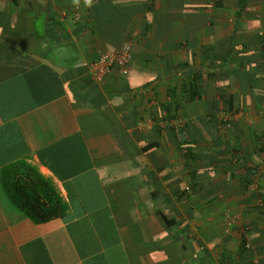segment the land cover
Listing matches in <instances>:
<instances>
[{"label":"crops","instance_id":"1","mask_svg":"<svg viewBox=\"0 0 264 264\" xmlns=\"http://www.w3.org/2000/svg\"><path fill=\"white\" fill-rule=\"evenodd\" d=\"M79 7L0 0V264H264V0ZM22 160L63 216L9 198Z\"/></svg>","mask_w":264,"mask_h":264},{"label":"trees","instance_id":"2","mask_svg":"<svg viewBox=\"0 0 264 264\" xmlns=\"http://www.w3.org/2000/svg\"><path fill=\"white\" fill-rule=\"evenodd\" d=\"M259 52L263 58L264 41L260 44ZM8 175V188L5 189L9 198L35 223H42L66 213L67 205L53 183L31 163L26 160L16 162L9 169ZM196 191L198 188H189V191L184 189L183 195L192 196ZM216 199L220 200L218 194L212 193L206 197L208 203Z\"/></svg>","mask_w":264,"mask_h":264},{"label":"built area","instance_id":"3","mask_svg":"<svg viewBox=\"0 0 264 264\" xmlns=\"http://www.w3.org/2000/svg\"><path fill=\"white\" fill-rule=\"evenodd\" d=\"M76 19H80V7L75 9ZM132 44L123 42L119 47L100 53L93 63L94 76L101 80L113 68H117L122 73H127L132 60Z\"/></svg>","mask_w":264,"mask_h":264},{"label":"clouds","instance_id":"4","mask_svg":"<svg viewBox=\"0 0 264 264\" xmlns=\"http://www.w3.org/2000/svg\"><path fill=\"white\" fill-rule=\"evenodd\" d=\"M81 3V0H72V4L76 7H79ZM83 3L86 7H93L94 6V0H83Z\"/></svg>","mask_w":264,"mask_h":264}]
</instances>
